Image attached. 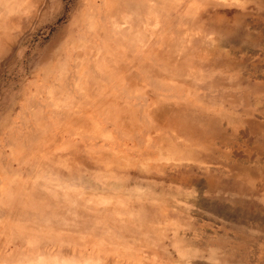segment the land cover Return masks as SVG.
Here are the masks:
<instances>
[{"label":"rangeland","instance_id":"obj_1","mask_svg":"<svg viewBox=\"0 0 264 264\" xmlns=\"http://www.w3.org/2000/svg\"><path fill=\"white\" fill-rule=\"evenodd\" d=\"M112 1H0V264H264V0Z\"/></svg>","mask_w":264,"mask_h":264},{"label":"bare ground","instance_id":"obj_2","mask_svg":"<svg viewBox=\"0 0 264 264\" xmlns=\"http://www.w3.org/2000/svg\"><path fill=\"white\" fill-rule=\"evenodd\" d=\"M0 1H4V2H6V0H0ZM113 1H114V0H113ZM113 1H112V2H113ZM115 1H117V4H116L115 6H119V7L123 8V9H126L125 12H121L120 17L125 16V14L127 13L128 15L130 14V15L135 16V17H137V16L139 15V16H142V17L144 16V18H145V17L148 16L149 14L154 15V17H155V15L157 16V15L159 14V12H160V8H161V6L163 5L162 2H163V1H168V0H152L153 3H152L151 5H148V4L145 2V0H115ZM217 1H218V0H217ZM107 3H108V2H107ZM110 3H111V2H110ZM173 3H174V2H173ZM199 3H200V2H199ZM232 3H233V2H232ZM38 4H39V2H38ZM106 6H107V5H106ZM100 7H101V6H100ZM111 7H112V6H111ZM192 7H193V6H192ZM210 7H211V6H210ZM105 8H106V7H105ZM154 8H155V9H154ZM198 8H199V7H198ZM212 8H213V7H212ZM217 8H218V7H217ZM170 9H171V8H170ZM175 9H176V8H175ZM175 9H174V10H175ZM180 9H181V8H180ZM104 11H105V10H104ZM126 11H127V12H126ZM165 11H167V10H165ZM193 11H194V10H193ZM162 12H163V11H162ZM186 12H187V11H186ZM192 13H193V12H192ZM127 14H126V15H127ZM183 14H184V13H183ZM185 14H186V13H185ZM103 15H104V14H103ZM108 15H109V14H108ZM166 15H167V14H166ZM170 15H171V14H170ZM198 15H199V14H198ZM96 16H97V15H96ZM99 16H100V15H99ZM233 16H234V15H233ZM104 17H105V16H104ZM127 17H128V16H127ZM216 17H217V16H216ZM128 18H129V17H128ZM203 18H204V17H203ZM155 19H156V18H155ZM187 19H188V18H187ZM31 20H32V19H31ZM94 20H95V19H94ZM102 21H103V19H102ZM150 21H151V20H150ZM189 21H190V20H189ZM33 22H34V21H33ZM186 22H188V21H186ZM72 23H73V22H72ZM126 23H127V22H126ZM69 24H70V23H69ZM151 24H152V23H151ZM160 24H161V23H160ZM71 25H72V24H71ZM98 25H99V24H98ZM145 25H146V24H145ZM158 25H159V24H158ZM85 26H86V25H85ZM120 26H121V25H120ZM120 26H119V27H120ZM153 26H154V25H153ZM114 27H116V26H114ZM187 27H188V26H187ZM125 28H126V27H125ZM155 28H157V27H155ZM172 28H173V27H172ZM165 29H166V28H165ZM102 30H103V29H102ZM126 30H127V29H126ZM126 30L123 29V28L120 29V31L117 32V35H118V36H125L126 38H128V40H130V38L133 37V35H132L133 32H132V31H126ZM134 30H135V29H134ZM200 30H201V29H200ZM116 31H117V30H116ZM116 31H115V32H116ZM143 31H144V30H143ZM187 31H188V30H187ZM100 32H101V29H100ZM100 32H99V33H100ZM143 33H144V32H143ZM24 34H25V33H24ZM112 35H113V34H112ZM117 35H116V36H117ZM134 35H135V33H134ZM95 36H96V35H95ZM118 36H117V37H118ZM135 36H136V35H135ZM185 36H186V35H185ZM72 37H73V36H72ZM155 37H156V36H155ZM15 38H16V37H15ZM121 38H122V37H121ZM133 38H134V37H133ZM13 39H14V38H13ZM70 39H71V38H70ZM152 39H153V38H152ZM171 39H172V38H171ZM96 40H97V39H96ZM112 40H113V39H112ZM114 40H115V39H114ZM12 41H13V40H12ZM90 41H91V39H90ZM93 41H94V40H93ZM173 41H174V40H173ZM68 42H69V41H68ZM101 42H102V41H101ZM168 42H169V41H168ZM69 43H70V42H69ZM97 43H98V42H97ZM109 43H110V42H109ZM171 43H172V42H171ZM171 43H170V44H171ZM175 43H176V42H174V45H175ZM160 44H161V43H160ZM188 44H189V43H188ZM15 45H16V44H15ZM185 45L188 46L186 43H185ZM121 46H123V45H121ZM176 46H177V45H176ZM180 46H181V44H180ZM104 47H105V46H104ZM136 47H137V46H136ZM143 47H144V46H143ZM168 47H169V45H168ZM183 47H184V46H183ZM123 48H124V47H123ZM130 48H131V47H130ZM150 48H151V47H150ZM135 49H136V48H135ZM148 49H149V48H148ZM65 50H66V49H65ZM78 50H79V49H78ZM78 50H77V51H78ZM104 50H105V49H104ZM145 50H146V49H145ZM170 50H171V49H170ZM183 50H184V49H183ZM183 50H182V51H183ZM188 50H189V49H188ZM195 50H196V49H195ZM167 51H169V50H167ZM179 51H180V50H179ZM62 52H63V51H62ZM103 52H104V51H103ZM109 52H110V51H109ZM116 52H117V51H116ZM119 52H120V51H119ZM124 52H125V51H124ZM155 52H156V51H155ZM199 52H200V51H199ZM77 53H78V52H75V54H77ZM80 53H81V51H80ZM80 53H79V54H80ZM146 53H147V52H146ZM164 53H167V52H164ZM171 53H172V51L169 52V53H167V54H171ZM61 54H62V53H61ZM75 54H74V55H75ZM86 54H87V53H86ZM117 54H118V53H117ZM162 54H163V53H162ZM152 55H154V54H152ZM179 55H180V54H179ZM181 55H182V54H181ZM8 57H9V56H8ZM56 57H57V56H56ZM89 57H90V56H89ZM128 57H129V56H128ZM145 57H147V55H146ZM208 57H209V56H208ZM3 58H4V57H3ZM74 58H75V57H74ZM122 58H124V57H122ZM155 58H156V57H155ZM170 58H171V57H170ZM88 59H89V58H88ZM91 59H92V58H91ZM126 59H127V58H126ZM132 59H133V58H132ZM134 59H135V58H134ZM141 59H142V58H141ZM191 59H192V58H191ZM52 60H53V59H52ZM54 60H55V59H54ZM70 60H71V59H70ZM84 60H85V59H84ZM127 60H128V59H127ZM127 60H126V61H127ZM198 60H199V59H198ZM198 60H197V61H198ZM76 61H77V60H76ZM131 61H132V60H131ZM165 61H166V60H165ZM48 62H49V61H48ZM73 62H74V61H73ZM87 62H89V61H87ZM2 63H3V62H2ZM75 63H76V66H77V62H75ZM79 63H80V61H79ZM79 63H78V64H79ZM85 63H86V62H85ZM149 63H150V62H149ZM152 63H153V62H152ZM90 64H91V63H90ZM108 64H109V63H108ZM194 64H195V63H194ZM201 64H202V63H201ZM72 65H75V64L73 63ZM76 66H74V67H76ZM78 66H79V65H78ZM78 66H77V67H78ZM107 66H108V65H107ZM145 66H146V65H145ZM186 66H187V65H186ZM74 67H73V68H74ZM135 67H136V66H135ZM188 67H189V66H188ZM80 68H83V66L81 65ZM80 68H79V69H80ZM148 68H149V67H148ZM41 69H42V68H41ZM137 69H139V70H144V67L142 66L141 63L138 62ZM189 69H190V68H189ZM193 69H194V68H193ZM199 69H200V68H199ZM91 70H92V69H91ZM93 70H94V69H93ZM107 70H108V69H107ZM146 70H147V69H146ZM149 70H150V69H149ZM159 70H161V69H160V66H159ZM175 70H176V69H175ZM72 71H74V69H73ZM79 71H81V69H80ZM118 71H119V70H118ZM137 71H138V70H137ZM153 71H154V70H153ZM200 71H201V70H200ZM174 72H175V71H174ZM189 72H191V70H189ZM70 73H71V72H70ZM131 73H133V71H132ZM154 73H155V72H154ZM175 73H176V72H175ZM76 74H77V73H76ZM78 74H79V73H78ZM118 74H119V73H118ZM141 74H142V73H141ZM173 74H174V73H173ZM194 74H195V73H194ZM37 75H38V74H37ZM79 75H80V74H79ZM79 75H77V77H78ZM83 75H84V74H83ZM101 75H102V74H101ZM144 75H145V74H144ZM174 75H175V74H174ZM204 75H205V74H204ZM38 76H39V75H38ZM67 76H68L69 78L66 77L65 79H66V80H67V78L70 79V76L68 75V73H67ZM75 76H76V75H75ZM91 76H92V77H96V74H95L94 72H91ZM97 76H99V73H98ZM103 76H104V75H102V78H101V79L107 77V79H108V81H109L110 78H108L107 75L104 76V77H103ZM178 76H179V75H178ZM183 76H184V75H183ZM36 77H37V76H36ZM49 77H50V76H49ZM73 77H74V75H73ZM143 77H147V76H143ZM148 77H149V76H148ZM181 77H182V76H181ZM201 77H202V76H201ZM206 77H207V76H206ZM81 78H82V75H80V79H81ZM98 78H99V77H98ZM122 78H123V79H127V80H129V79L133 78V76H132V74H130V73H128V72H124V73L122 74ZM175 78H176V77H175ZM44 79H45V78H44ZM73 79H74V78H73ZM75 79H76V78H75ZM78 79H79V78H78ZM78 79H77V80H78ZM149 79L152 80L153 78L149 77ZM173 79H174V78H173ZM199 79H200V78H199ZM41 80H42V79H41ZM66 80H64V81H66ZM99 80H100V78H99ZM147 80H148V78H147ZM155 80H156V79H155ZM155 80H154V81H155ZM162 80H164V79H162ZM190 80H191V79H190ZM52 81H53V80H52ZM67 81H68V80H67ZM67 81H66V82H67ZM73 81H74V80H73ZM75 81H76V80H75ZM78 81H80V80H78ZM78 81H77V82H78ZM83 81H84V80H83ZM100 81H101V80H100ZM105 81H106V80H105ZM105 81H104V82H105ZM119 81H120V80H119ZM134 81H136V80H134ZM154 81H153V82L150 81V84H151V85H152V83L155 84ZM172 81L175 82L176 80H175V81L172 80ZM69 82H70V81H69ZM110 82H111V81H110ZM148 82H149V81H148ZM180 82H181V81H180ZM192 82H193V80H192ZM195 82H196V81H195ZM46 83H48V82H46ZM54 83H55V82H54ZM67 83H68V82H67ZM67 83H65V84H66L65 87H67V85H68ZM70 83H71V82H70ZM72 83H73V82H72ZM106 83H108V82L106 81ZM123 83H124V82H123ZM193 83H194V82H193ZM57 84H58V83H57ZM74 84H76V83H75V82L73 83V87L75 88L76 85H74ZM98 84H99V83H98ZM102 84H103V83H102ZM108 84H109V83H108ZM150 84L148 83V85H150ZM158 84L161 85V86H163V83H162V84L158 83ZM188 84H190V83H188ZM71 85H72V84H71ZM110 85H111V84H110ZM132 85H133V84H132ZM159 85H158V86H159ZM172 85H173V84H172ZM146 86H147V84H146ZM158 86H155V87H157V88L159 89ZM80 87H81V86H80ZM82 87H83V86H82ZM111 87H112V86H111ZM114 87H115V86H114ZM122 87H123V86H122ZM138 87H139V86H138ZM144 87H145V86H144ZM152 87H154V86H152ZM155 87H154V88H155ZM71 88H72V87H71ZM83 88H84V87H83ZM120 88H121V87H120ZM124 88H125V87H124ZM147 88H148V87H147ZM162 88H164V86H163ZM162 88H161V89H162ZM190 88H191V87H190ZM193 88H194V87H193ZM45 89H46V88H45ZM84 89H85V88H84ZM113 89H114V88H113ZM118 89H119V88H118ZM125 89H127V88H125ZM140 89H141V88H140ZM143 89H144V88H143ZM165 89H166V88H165ZM181 89H182V88H181ZM48 90H51V89L48 88ZM48 90H47V93H48ZM76 90L81 92V90H78L77 88H76ZM163 90H164V89H163ZM176 90H178V89L176 88ZM189 90H190V89H189ZM71 91H73V90H71ZM82 91H83V90H82ZM136 91H137V90H136ZM138 91H139V90H138ZM50 92H51V91H50ZM80 92H79V94H80ZM161 92H162V91H161ZM177 92H178V91H177ZM47 93H46V94H47ZM188 93H189V92H188ZM73 94H74V93H73ZM79 94H78V95H79ZM82 94H83V93H82ZM82 94H81V95H82ZM102 94H103V93H102ZM116 94H117V93H116ZM47 95H48V94H47ZM84 95H85V94H84ZM84 95H83V96H84ZM103 95H104V94H103ZM107 95H108V94H107ZM154 95H155V94H154ZM156 95H157V93H156ZM156 95H155V97H156ZM158 95H159V94H158ZM158 95H157V96H158ZM169 95H170V94H169ZM169 95H167V96H169ZM174 95H175V94H174ZM174 95H172V96H174ZM189 95H191V94H189ZM48 96H49V95H48ZM50 96H51V95H50ZM128 96H129V95H128ZM134 96H135V95H134ZM136 96H137V95H136ZM145 96H146V95H145ZM165 96H166V95L164 94V97H165ZM177 96H178V95H177ZM177 96H176V97H177ZM181 96H182V95H181ZM186 96H187V95H186ZM192 96H193V95H192ZM137 97H138V96H137ZM143 97H144V96H143ZM143 97H142V98H143ZM147 97H148V95H147ZM153 97H154V96H153ZM155 97H154V98H155ZM170 97H171V95H170ZM176 97H175V98H176ZM196 97H197V96H196ZM81 98H82V97H81ZM85 98H87V97H85ZM125 98H126V97H125ZM142 98H141V99H142ZM144 98H146V97H144ZM144 98H143V99H144ZM150 98H151V97H150ZM35 99H36V98H35ZM38 99H39V98H38ZM42 99H43V98H42ZM50 99H51V98H50ZM69 99H70V98H69ZM77 99H78V98H77ZM89 99H90V98H89ZM117 99H118V98H117ZM139 99H140V98H139ZM151 99H152V98H151ZM170 99H171V98H170ZM182 99H183V98H182ZM220 99H221V98H220ZM33 100H34V99H33ZM83 100H84V99H83ZM85 100H86V99H85ZM121 100H122V99H121ZM194 100H195V99H194ZM128 101H129V99H128ZM149 101H150V100H149ZM209 101H210V100H209ZM29 102L31 103L32 101H29ZM29 102H28V104H29ZM46 102H47V101H46ZM48 102H49V100H48ZM54 102H56V101H54ZM52 103H53V102L50 101V104H52ZM105 103H106V102H105ZM105 103H104V105H105ZM142 103H143V102H142ZM152 103H153V102H152ZM157 103H158V101H157ZM177 103H178V102H177ZM198 103H199V102H198ZM28 104H27V105H28ZM85 104H86V103H85ZM97 104H98V103H97ZM112 104H113V103H112ZM129 104H131V103H129ZM133 104H134V103H133ZM136 104H137V103H136ZM143 104H144V103H143ZM181 104H182V103H181ZM196 104H197V103H196ZM123 105H124V104H123ZM134 105H135V104H134ZM139 105L142 106V104H139ZM144 105H145V104H144ZM152 105H153V104H152ZM152 105H151V106H152ZM182 105H183V104H182ZM64 106H65V105H64ZM74 106H75V105H74ZM78 106H79V105H78ZM107 106H108V105H107ZM141 106H140V108H141ZM145 106H146V105H145ZM151 106H150V107H151ZM197 106H198V105H197ZM197 106H196V107H197ZM32 107H33V106H32ZM32 107H30V108H32ZM48 107H49V106H48ZM61 107H63V106H61ZM123 107H124V106H123ZM137 107H138V106H137ZM142 107H143V106H142ZM169 107H170V106H169ZM196 107H195V109H196ZM52 108H54V107H52ZM52 108H51V109H52ZM95 108H97V107H95ZM140 108H138V109H140ZM43 109H44V108H43ZM48 109H49V108H48ZM54 109H55V108H54ZM59 109H60V108H59ZM74 109H75V108H74ZM78 109H80V111H81V107L78 108ZM123 109H124V108H123ZM128 109H129V108H128ZM143 109H144V108H142V110H143ZM167 109H168V108H167ZM167 109H166V110H167ZM179 109H180V108H179ZM63 110H64V109H63ZM83 110H84V109H83ZM126 110H127V109H126ZM142 110H139L138 112H140V111H142ZM27 111H28V110H27ZM32 111H33V110H32ZM92 111H93V110H92ZM106 111H107V110H106ZM113 111H114V110H113ZM113 111H112V113H113ZM130 111H131V110H130ZM163 111H164V110H163ZM168 111H169V110H167V112H168ZM187 111H188V110H187ZM209 111H210V110H209ZM50 112H51V111H50ZM60 112L62 113V110H61ZM70 112H71V111H70ZM83 112H88V110L85 109ZM133 112H134V111H133ZM174 112H175V111H174ZM24 113H25V112H24ZM42 113H43V112H42ZM54 113H57V112H54ZM81 113H82V112H81ZM88 113H90V112H88ZM112 113H111V114H112ZM200 113H201V112H200ZM25 114H26V113H25ZM25 114H24V115H25ZM27 114H28V113H27ZM27 114H26V115H27ZM46 114H48V113H46ZM50 114H51V113H50ZM62 114H63V113H62ZM62 114H61V115H62ZM83 114H84V113H83ZM85 114H86V113H85ZM96 114H97V113H96ZM113 114H114V113H113ZM152 114H153V112H152ZM184 114H186V113H184ZM192 114H193V113H192ZM26 115H25V116H26ZM30 115H31V114H30ZM44 115H45V114H44ZM58 115H59V114H58ZM87 115H88V114H87ZM92 115H93V114H92ZM109 115H110V114H109ZM141 115H143V112H141ZM144 115H145V113H144ZM176 115H177V113H176ZM176 115H175V116H176ZM193 115H194V114H193ZM196 115H197V114H196ZM204 115H205V114H204ZM27 116H28V115H27ZM51 116H52V115H51ZM59 116H60V115H59ZM62 116H63V115H62ZM110 116H111V115H110ZM115 116H116V115L113 116L114 119H115ZM138 116L140 117V113H139ZM153 116H154V114H153ZM171 116H172V115H171ZM188 116H189V115H188ZM21 117H22V116H21ZM47 117H48V116H47ZM60 117H61V116H60ZM134 117H136V116H134ZM141 117H142V116H141ZM145 117H147V121H149V119H148L149 117H148V116H144V119H145ZM181 117H182V116H181ZM198 117H199V116H198ZM204 117H205V116H204ZM168 118H169V117H168ZM174 118H176V117H174ZM179 118H180V117H179ZM54 119H55V118H54ZM61 119H63V118L61 117ZM97 119H98V118H97ZM110 119H111V118H110ZM138 119H139V118H138ZM140 119H141V118H140ZM144 119H143V120H144ZM177 119H178V118H177ZM185 119H186V117H185ZM192 119H193V118H192ZM29 120H30V119H29ZM100 120H101V119H100ZM107 120L109 121V118H108ZM118 120H120V119H118ZM136 120H137V119H136ZM172 120H173V119H172ZM186 120H187V119H186ZM190 120H191V119H190ZM43 121H44V120H43ZM124 121H125V120H124ZM140 121H141V120H140ZM144 121L147 122L146 120H144ZM158 121H159V120H158ZM47 122H48V120H47ZM100 122H101V121H100ZM127 122H128V121H127ZM136 122H137V121H136ZM22 123H23V122H22ZM34 123H35V122H34ZM49 123H50V122H49ZM56 123H57V122H56ZM61 123H62V122H61ZM106 123H107V122H106ZM132 123H133V122H132ZM143 123H144V122H143ZM149 123H150V124H149L150 126L153 125V124L151 125L152 121H151V122L149 121ZM173 123H174V122H173ZM180 123H181V122H180ZM182 123H183V122H182ZM192 123H193V122H192ZM199 123H200V122H199ZM24 124H25V123H24ZM63 124H64V123H63ZM68 124H70V123H68ZM75 124H76V122H75ZM108 124H109V123H108ZM108 124H107V125H108ZM134 124H135V123H134ZM138 124H139V123H138ZM154 124H155V123H154ZM161 124H162V123H161ZM201 124H202V123H201ZM49 125H50V124H49ZM70 125H72V124H70ZM103 125H104V124H103ZM110 125H111V124H110ZM130 125H131V124H130ZM130 125H129V126H130ZM142 125H143V124H142ZM146 125H148V124H146ZM22 126H23V125H22ZM22 126H20V127H22ZM32 126H33V125H32ZM36 126H37V125H36ZM68 126H69V125H67V127H68ZM74 126H76V125H74ZM127 126H128V125H127ZM134 126H135V125H134ZM139 126H140V124H139ZM153 126H154V125H153ZM180 126H181V125H180ZM194 126H195V125H194ZM17 127H18V126H17ZM30 127H31V126H30ZM71 127H72V126H71ZM71 127H70V128H71ZM79 127H80V126H79ZM148 127H149V126H148ZM148 127H147V128H148ZM31 128H32V127H31ZM36 128H38V127H36ZM51 128H52V126H51ZM56 128H59V129H60V127H57V126H56ZM56 128H55V129H56ZM81 128H83V127H81ZM81 128H79V130H80ZM113 128L115 129V127H113ZM141 128H142V127H141ZM141 128H140V129H141ZM149 128H150V127H149ZM152 128H153V127H152ZM160 128H161V127H160ZM62 129H63V128H62ZM65 129H66V128H65ZM74 129H77V128H74ZM84 129H85V128H84ZM158 129H159V128H158ZM181 129H183V128H181ZM13 130H14V129H13ZM63 130H64V129H63ZM77 130H78V129H77ZM108 130H109V129H108ZM133 130H134V128H133ZM162 130H163V128H162ZM165 130H167V129H165ZM176 130H177V129H176ZM179 130H180V129H179ZM179 130H177V131H179ZM72 131H73V130H71V131H69V132H72ZM98 131H99V130H98ZM116 131H117V133L119 132L118 130H115V132H116ZM134 131H135V130H134ZM16 132H17V131H16ZM65 132H66V131H65ZM93 132H94V131H93ZM113 132H114V131H113ZM141 132H142V131H141ZM158 132H159V131H158ZM168 132H170V131H168ZM10 133H11V132H10ZM29 133H30V132H29ZM72 133H73V132H72ZM119 133H120V132H119ZM119 133H118L119 136H120V135L123 136V134H121V133L119 134ZM186 133H187V131H186ZM22 134H23V133H22ZM26 134H27V133H26ZM30 134H31V133H30ZM67 134H68V133H67ZM74 134H75V133H74ZM95 134H96V133H95ZM97 134H98V133H97ZM133 134H134V133H133ZM133 134H130V135H133ZM138 134H139V133H138ZM27 135H28V134H27ZM39 135H40V134H39ZM69 135H70V134H69ZM72 135H73V134H72ZM77 135H78V134H77ZM81 135H82V134H81ZM90 135L92 136L91 133H90ZM93 135H94V134H93ZM134 135L136 136V134H134ZM134 135H133V136H134ZM139 135H140V134H139ZM172 135H173V134H172ZM23 136H24V135H23ZM29 136H30V135H29ZM37 136H38V135H37ZM84 136H85V134H84ZM98 136H99V135H98ZM128 136H129V135H128ZM128 136H127V138H128ZM133 136H132V138H133ZM137 136H138V135H137ZM137 136H136V137H137ZM169 136H170V135H169ZM185 136H186V134H185ZM34 137H36V135H35ZM140 137H141V135H140ZM173 137H175V135H173ZM30 138H31V137H30ZM68 138H69V136H68ZM92 138H95V137H92ZM129 138H130V137H129ZM129 138H128V139H129ZM134 138H135V137H134ZM141 138H142V137H141ZM144 138H145V137H144ZM11 139H12V138H11ZM28 139H29V138H28ZM28 139H27V141H28ZM36 139H37V138H36ZM54 139H55V138H54ZM77 139H78V138H77ZM113 139H114V138H113ZM24 140H25V139H24ZM130 140H131V139H130ZM154 140H156V139H154ZM154 140H153V141H154ZM6 141H8V140H6ZM70 141H71V140H70ZM76 141H77V140H76ZM105 141H106V140H105ZM135 141H136V140H135ZM140 141H142V140H140ZM8 142L10 143V141H8ZM8 142H7V144H8ZM74 142H75V141H74ZM79 142H80V140H79ZM81 142H82V141H81ZM1 143H2V142H1ZM5 143H6V142H5ZM60 143H61V142H60ZM83 143H84V142H83ZM138 143H139V142H138ZM45 144H46V143H45ZM74 144H75V143H74ZM60 145H61V144H60ZM60 145H59V146H60ZM67 145H68V144H67ZM75 145H76V144H75ZM85 145H86V144H85ZM130 145H131V144H130ZM2 146H3V145H2ZM12 146H13V145H12ZM146 146H147V145H146ZM8 147H9V146H8ZM84 147H85V146H84ZM115 147H116V146H115ZM143 147H144V146H143ZM10 148H11V147H10ZM129 148H130V147H129ZM6 149H8V148H6ZM67 149H68V148H67ZM67 149H66V151H67ZM121 149H122V148H121ZM127 149H128V148H127ZM130 149H131V148H130ZM8 150H9V149H8ZM109 150H110V149H109ZM146 150H147V149H146ZM54 151H55V150H54ZM63 151H65V150H63ZM151 151H152V150H151ZM2 152H3V151H2ZM135 152H136V151H135ZM137 153H138V152H137ZM150 153H151V152H150ZM42 154H43V153H42ZM47 154H49V153H47ZM0 155H1V154H0ZM154 155H155V154H154ZM39 158H40V156H39ZM53 158H54V157H53ZM58 158H59V157H58ZM92 158H93V157H92ZM64 159H65V158H64ZM64 159H63V160H64ZM35 160H36V159H35ZM53 160H54V159H53ZM57 160H58V159H57ZM65 160H66V159H65ZM69 160H70V159H69ZM24 161H25V160H24ZM12 162H14V161H12ZM25 162H26V161H25ZM47 162H48V160H47ZM62 162H63V161H62ZM65 162H66V161H65ZM27 163H28V162H27ZM52 163H53V162H52ZM54 163H55V162H54ZM9 164H10V162H9ZM28 164H29V163H28ZM42 164H43V163H42ZM48 164H49V163H48ZM80 164H82V163H80ZM33 165H34V164H33ZM44 165H45V164H44ZM59 165H61V164H59ZM68 165H69V164H68ZM75 165H76V164H75ZM26 166H27V165H26ZM53 166H54V165H53ZM65 166H66V165H65ZM5 167H6V166H5ZM7 167H9V166H7ZM58 167H59V166H58ZM69 167H71V166L69 165ZM72 167H73V166H72ZM29 169H30V168H29ZM34 169H35V168H34ZM10 171H11V170H10ZM23 171H24V170H23ZM34 171H35V170H34ZM50 171H51V170H50ZM72 171H74V169H72ZM72 171H71V172H72ZM29 172H30V171H29ZM41 172H43V171H41ZM74 172H75V171H74ZM39 173H40V172H39ZM64 173H65V172H64ZM33 174H34V172H33ZM45 174H46V173H45ZM49 174H51V173H49ZM49 174H47V175L49 176ZM79 174H80V173H79ZM31 175H32V174H31ZM31 175H30V176H31ZM35 175H38V176H39V174H35ZM66 175H67V174H66ZM81 175H82V174H81ZM41 176H42V175H41ZM44 176H45V175H44ZM55 176H58V175H55ZM46 177H47V176H46ZM53 177H54V176H53ZM81 177H82V176H81ZM59 179H60V178H58V181H59ZM80 179H82V178H80ZM4 180H5V179H4ZM26 180H27V179H26ZM32 180H33V179H32ZM48 180H49V179H48ZM48 180H47V181H48ZM54 180H55V179H54ZM63 181H64V179H63ZM79 181H80V180H79ZM82 181H83V180H82ZM31 182H32V181H31ZM31 182H29V183H31ZM33 182H34V181H33ZM74 182H75V181H74ZM74 182H73V183H74ZM76 182H77V181H76ZM1 183H2V182H1ZM26 183H27V182H26ZM54 183H55V181H54ZM79 183H80V182H79ZM79 183H78V184H79ZM2 184H3V183H2ZM13 184H14V183H13ZM34 184H35V182H34ZM55 184L57 185V182H56ZM19 185H20V184H19ZM19 185H18V186H19ZM42 185H43V184H42ZM44 185H45V184H44ZM62 185H64V183H63ZM71 185H72V184H71ZM71 185H70V183H69V185L67 184V186H66V188L69 189L68 192H66V193H67L66 195L68 196V198H70V196H71V195H70L71 192H72V193L74 192V188H73L74 186H71ZM81 185H82V183H81ZM11 186H12V185H11ZM15 186H16V185H15ZM15 186H14V187H15ZM27 186H28V185H27ZM36 186H37V185H36ZM12 187H13V186H12ZM83 188H84V187H83ZM94 188H95V187H94ZM0 189H1V188H0ZM28 189H29V188H28ZM95 189H96V188H95ZM38 190H39V189H38ZM16 191H17V190H16ZM60 191H61V190H60ZM21 192H22V191H21ZM29 192H30V191H29ZM52 192L55 193V190L53 189ZM37 193H39V192H37ZM45 193H46V192H45ZM76 193H77V192H76ZM90 197H91V196H90ZM1 199H2V197H1ZM4 199H5V198H4ZM34 200H35V199H34ZM5 202H6V201H5ZM14 202H15V201H14ZM86 202H87V201H86ZM106 202H107V201H106ZM107 203H108V202H107ZM25 205H26V204H25ZM22 207H23V206H22ZM5 209H6V208H5ZM10 209H11V208H10ZM24 209H25V208H23V210H24ZM6 210H7V209H6ZM2 211H3V210L1 209V210H0V214L2 213ZM44 211H45V210H44ZM37 212H38V211H37ZM49 212H50V211H49ZM13 213H14V212H13ZM26 214H27V213H26ZM26 214H25V215H26ZM1 215H2V214H1ZM6 215H7V214H6ZM15 215H16V214H15ZM32 215H33V214H32ZM32 215H31V216H32ZM17 216H18V215H17ZM19 216H20V215H19ZM19 216H18V218H19ZM31 216H30V217H31ZM34 216H35V215H34ZM24 217H25V216H24ZM24 217H23V218H24ZM32 217H33V216H32ZM34 218H35V217H34ZM37 218H38V217H37ZM123 218H124V217H123ZM25 219H26V217H25ZM20 222H21V221H20ZM147 222H148V221H147ZM106 226H107V225H106ZM137 226H138V225H137ZM15 227H16V226H15ZM20 227H21V226H20ZM113 227H114V226H113ZM44 228H45V227H44ZM21 229H22V228H21ZM119 229H120V228H119ZM3 230H4V229H3ZM52 230H53V229H52ZM105 232H106V231H105ZM6 233H8V232H5V234H6ZM11 233H12V232H11ZM16 233H17V232H16ZM62 233H63V232H62ZM107 233H108V232H107ZM20 234H21V233H20ZM40 234H41V233H40ZM141 234H142V233H141ZM145 234H146V233H145ZM68 235H69V234H68ZM111 235H112V234H111ZM113 235H114V234H113ZM16 236H17V235H16ZM144 236H145V235H144ZM160 236H161V235H160ZM16 239L21 243L22 241H28V236L21 234V235H18ZM48 239H49V238H48ZM1 240H2V239H1ZM142 240H143V239H142ZM142 240H141V241H142ZM4 241H5V240H4ZM11 241H12V240H11ZM145 241L147 242V240H145ZM145 241H143V242H145ZM2 242H3V241H2ZM147 243H148V242H147ZM5 245H6V244H5ZM22 245H23V243H22ZM135 245H136V244H135ZM13 246H14V245H13ZM145 246H146V245H145ZM26 248H27V247H26ZM10 249H11V248H10ZM107 249H108V248H107ZM110 249H111V248H110ZM13 250H14V249H13ZM18 250H19V249H18ZM117 250H118V249H117ZM113 251H114V250H113ZM126 252H127V251H126ZM120 253H121V252H120ZM44 255H45V254H44ZM17 259H18V258H17ZM31 259H32V257H31ZM30 261H31V260H30ZM27 262H28V264H31L32 261H31L30 263H29V261H27ZM40 262H41V261H40ZM40 262H39V263H40ZM60 262L65 263V261H64L63 259L60 260ZM39 263L36 262V263H34V264H39ZM86 263H87V262H86ZM69 264H70V263H69Z\"/></svg>","mask_w":264,"mask_h":264}]
</instances>
